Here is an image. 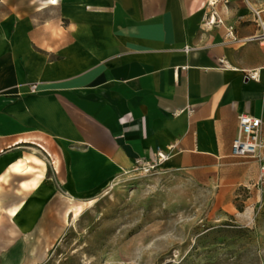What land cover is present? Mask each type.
Segmentation results:
<instances>
[{
	"label": "crops",
	"instance_id": "1",
	"mask_svg": "<svg viewBox=\"0 0 264 264\" xmlns=\"http://www.w3.org/2000/svg\"><path fill=\"white\" fill-rule=\"evenodd\" d=\"M207 1L0 0V163L36 146L50 182L91 192L173 147L164 172L251 190L261 161L232 144L240 114L264 133V49L245 0L213 28Z\"/></svg>",
	"mask_w": 264,
	"mask_h": 264
},
{
	"label": "rangeland",
	"instance_id": "2",
	"mask_svg": "<svg viewBox=\"0 0 264 264\" xmlns=\"http://www.w3.org/2000/svg\"><path fill=\"white\" fill-rule=\"evenodd\" d=\"M38 149H24L34 154L24 174L0 163V264H264L258 181L234 199L227 187L164 171L75 192L50 182ZM19 204L23 228L12 214Z\"/></svg>",
	"mask_w": 264,
	"mask_h": 264
},
{
	"label": "built area",
	"instance_id": "3",
	"mask_svg": "<svg viewBox=\"0 0 264 264\" xmlns=\"http://www.w3.org/2000/svg\"><path fill=\"white\" fill-rule=\"evenodd\" d=\"M231 0H208L207 11L204 15V25L207 28H213L216 26H223L224 20L219 14L220 8H227ZM246 4L251 9V15L254 18L255 24L258 26L259 34L250 38V42H257L264 49V0L258 8L252 7V0H245ZM227 37L230 40L236 39V25H230L227 27ZM248 79L258 80L257 73L249 74ZM31 93L35 94L38 91L36 84L30 87ZM239 132L232 144V154L238 158L255 157L261 161L260 175L258 179V185L264 188V133L262 131V119L254 117L249 114H240L238 117ZM173 147L169 148V151L158 150L149 159H137L134 162L133 167L124 172L125 176L130 178H136L139 176H149L160 171H163V164L170 158V151ZM114 183V182H112Z\"/></svg>",
	"mask_w": 264,
	"mask_h": 264
},
{
	"label": "bare ground",
	"instance_id": "4",
	"mask_svg": "<svg viewBox=\"0 0 264 264\" xmlns=\"http://www.w3.org/2000/svg\"><path fill=\"white\" fill-rule=\"evenodd\" d=\"M42 147V146H41ZM44 150L43 152L48 154L49 152L47 151V149H45L44 147H42ZM34 161L38 162L40 165H44V162L33 157L32 158ZM29 163V158H25L23 159L22 157H18L14 162H11L10 163V168H9V172H15V173H26L28 170L31 169V167L28 165ZM34 183L36 184V182L34 181ZM109 186H111V183L106 185L104 187L105 188H108ZM7 195V198H12V196H8V194H5ZM23 209V204H19L13 211H12V214H15V217L17 219H20V227L23 228V221L21 220V211ZM7 239V238H6Z\"/></svg>",
	"mask_w": 264,
	"mask_h": 264
}]
</instances>
